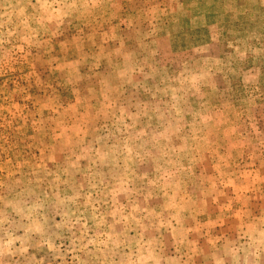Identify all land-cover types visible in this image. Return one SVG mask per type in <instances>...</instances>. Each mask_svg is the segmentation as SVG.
Returning <instances> with one entry per match:
<instances>
[{"label": "rangeland", "instance_id": "374dc122", "mask_svg": "<svg viewBox=\"0 0 264 264\" xmlns=\"http://www.w3.org/2000/svg\"><path fill=\"white\" fill-rule=\"evenodd\" d=\"M97 98L102 119L93 116ZM109 101L152 120L161 112L165 143L184 108V120L174 122L188 124L194 144L235 145L227 163L238 166L244 195L215 187L228 199L214 203V192L202 213L189 202L192 216L174 220L212 221L213 233L192 229L182 242L165 232L144 248L130 233L125 240L136 250L126 251L127 263L264 264V0H0V264L25 256L14 247L20 240L43 260L61 261L48 264L92 261L86 245L102 236L60 215L76 202L87 207L73 200L78 187L62 179L61 165L71 162L74 126L82 116L89 129L106 123ZM214 128L226 135L211 138ZM30 159L35 171L45 163L44 176L24 171ZM15 195L30 197L16 203ZM55 227L67 244L40 246Z\"/></svg>", "mask_w": 264, "mask_h": 264}, {"label": "crops", "instance_id": "0c3cea01", "mask_svg": "<svg viewBox=\"0 0 264 264\" xmlns=\"http://www.w3.org/2000/svg\"><path fill=\"white\" fill-rule=\"evenodd\" d=\"M100 100L102 101L104 98L94 100L93 116L102 119L104 112L98 109ZM114 106H116L114 101L108 103L107 122L100 123L102 125L99 128L92 127L89 129V127L84 126L82 116V122L74 126L75 137L70 144L71 162H66L65 167L61 165L65 171L62 179L70 176L76 183L74 185L78 187L77 192H74L72 197L73 200L86 201L87 207L81 209L78 206L83 205L80 203L81 201L76 202L70 207L67 206V209L62 211L60 215L65 214L67 217L72 215L71 220H83L93 236H102V239L96 237L90 239L86 245L93 252L92 261L89 264H109L107 260L110 258H113L112 264H128L126 260L128 252L136 250L131 244L134 239L125 240L130 233L132 237L134 235L142 237L140 247L144 248L153 241H159V237H166L165 232L173 233L169 236L179 237L182 242H184L183 238L189 239V232L192 229L205 233L215 232L212 221L207 223L204 219L199 226H193L189 221L188 223L187 221L177 223L175 219L178 216L187 219L192 216V207L189 202H192L193 206L195 204L196 207H200L202 210L198 211L199 214L202 213L205 210L204 207L212 199L214 192L216 193V200L213 198L214 203L216 201L222 203L223 199L227 200L228 197L223 189L217 190L215 187L224 185L226 188L229 185L228 189L234 188L236 190L234 193L240 194L241 197L244 196L239 191V182L236 181L239 174L238 166L228 164L232 160L229 152L235 148V145L231 142L230 149L223 150L219 143L210 144V148L194 144L195 134L186 128L188 124L182 125L179 122H174V120L179 121L185 116L184 108L175 110L171 122L172 127H167L168 136L173 142L165 143L162 132L166 131V125L164 126V119L160 117L161 112L155 114L158 119L152 120L150 117L143 118V114L138 115L136 112L130 114L122 106ZM130 121H132V125L128 126L127 123ZM213 122L214 125L217 124V121L214 120ZM176 125L178 127H175ZM179 128H184V131L186 128L187 133H183L184 135L179 133V136L176 133L177 137H175L174 133L170 131L179 132ZM217 134L226 135L222 130L214 128L210 136L213 138L212 136ZM100 136L102 137V144H99L98 141ZM142 138L145 140L144 143H141ZM209 141L215 142V139L209 138ZM63 144L64 141L62 146ZM224 164H226V168L219 169ZM32 165L34 166V162L30 159L24 171L37 172L38 178L44 176V166H46L44 162L38 161L36 164L37 171L33 170ZM69 169L71 175L66 172ZM40 175L42 176L40 177ZM85 184L87 186L84 190ZM200 187H204V191L196 192ZM32 192L34 191L32 190ZM62 196V198H58L60 200L68 198L67 195ZM29 197L15 195L14 198L18 203L20 200H26ZM128 200L131 201L129 207L126 206ZM52 201L54 200L51 199ZM139 204L143 205L140 211L137 208ZM222 215L223 212H221ZM58 231L56 227L48 231L45 230L46 233H49V240L40 246L47 245V247L59 248V243L67 244L64 239H58ZM65 232L67 231L65 230ZM114 235L116 238H113ZM29 242L31 241L14 242V247L24 251L25 256L18 255L12 258L13 263L48 264L61 262L57 259L51 260L49 257L43 260L32 250L34 246ZM99 250H102L101 255L103 253L108 255L104 254V257H101L100 254L96 253ZM111 250H116V254L111 255ZM124 255L125 258H122L121 256ZM95 256L99 257L95 258ZM178 263L180 261L174 260L171 264Z\"/></svg>", "mask_w": 264, "mask_h": 264}]
</instances>
